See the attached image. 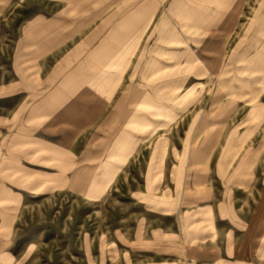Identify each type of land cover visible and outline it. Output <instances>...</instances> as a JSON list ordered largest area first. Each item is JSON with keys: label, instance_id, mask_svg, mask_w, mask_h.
<instances>
[{"label": "rangeland", "instance_id": "1", "mask_svg": "<svg viewBox=\"0 0 264 264\" xmlns=\"http://www.w3.org/2000/svg\"><path fill=\"white\" fill-rule=\"evenodd\" d=\"M136 9V0H0V264H213L161 255L167 242L153 230L179 235L185 212L200 217L224 196L263 200V173L247 193L234 168L264 138V82L218 79L238 67L245 76L246 65L201 75L188 64L201 50L152 32L151 12ZM263 9L248 0L224 57ZM255 85L254 96L235 95ZM256 162L262 170L264 150Z\"/></svg>", "mask_w": 264, "mask_h": 264}, {"label": "crops", "instance_id": "2", "mask_svg": "<svg viewBox=\"0 0 264 264\" xmlns=\"http://www.w3.org/2000/svg\"><path fill=\"white\" fill-rule=\"evenodd\" d=\"M136 1L138 15L141 13L144 16V11L151 12L152 32L162 34L161 37L169 42L184 43L187 48L201 50L200 57L188 61L191 66L199 63L205 69L200 71L201 75L213 74L209 73L212 66L246 65L245 76L237 74L241 71L238 67L235 69L237 72L231 73V76L221 75L218 79L248 84L264 82V27L263 30H257L256 27L257 22L264 24V9L253 14L258 21L243 22L248 26L240 31V37L231 46L234 49L232 55L226 58L223 50L234 39L233 35L242 22L248 0H141L142 5L140 0ZM137 31H144L143 26ZM260 33H263V37ZM178 63L187 62L183 60ZM256 88L255 85L253 90L235 95L254 96ZM233 144L241 145L243 142L240 138H233ZM251 145L247 149L242 148L244 152L239 154L234 168V175L238 178L235 180L237 187L247 193L257 192L255 184L250 180L256 176L257 170L260 175L263 173L264 178V168L257 169L256 162L261 159V150L264 148L260 146L264 147V138L255 140ZM230 155L226 153L217 158V174L219 170L223 172L228 167ZM223 189L225 194L230 192L224 186ZM258 192L264 194V180L263 188L260 187ZM200 209L201 216L196 218L186 216L185 212L181 218L183 226L178 229L179 235L171 227L153 230L154 234L161 233L167 242L165 247L168 251L161 255L212 258L213 264H264V195L263 200H246L238 204L224 196L217 202L206 203ZM171 239L183 241L182 245L179 244L181 253L172 252ZM174 242L175 246L176 240Z\"/></svg>", "mask_w": 264, "mask_h": 264}]
</instances>
